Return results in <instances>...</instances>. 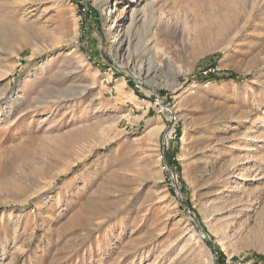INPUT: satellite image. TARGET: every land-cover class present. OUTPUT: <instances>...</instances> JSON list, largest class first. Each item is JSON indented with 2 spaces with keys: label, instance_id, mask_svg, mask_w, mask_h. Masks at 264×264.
Listing matches in <instances>:
<instances>
[{
  "label": "rangeland",
  "instance_id": "rangeland-1",
  "mask_svg": "<svg viewBox=\"0 0 264 264\" xmlns=\"http://www.w3.org/2000/svg\"><path fill=\"white\" fill-rule=\"evenodd\" d=\"M140 2L0 0V264H264V0Z\"/></svg>",
  "mask_w": 264,
  "mask_h": 264
},
{
  "label": "bare ground",
  "instance_id": "bare-ground-1",
  "mask_svg": "<svg viewBox=\"0 0 264 264\" xmlns=\"http://www.w3.org/2000/svg\"><path fill=\"white\" fill-rule=\"evenodd\" d=\"M104 1V3H111L112 1H114V0H103ZM138 1L139 0H137V4H136V6H138V5H140L141 4V2L140 3H138ZM102 3V2H101ZM135 5V4H134ZM133 5H131V7H132ZM137 12H140V13H142V18H144V19H147L148 17H149V13H148V11H147V9L146 8H137L136 9V11H134L132 14H131V16H130V19H129V23L127 24V26L125 27V29H124V37L125 38H130L129 36H130V34H131V31H132V28L134 27V25H135V18H136V13ZM128 13V12H127ZM138 14V13H137ZM112 29V27H110L108 30L110 31ZM115 31V30H114ZM113 31V32H114ZM115 35V34H114ZM117 38V37H116ZM113 43V42H112ZM128 46L126 47V50H128ZM111 52V51H110ZM157 65H160V64H157ZM136 77L137 78H139V79H141V80H143V81H146V77H144L143 75H142V73H141V71L139 72V73H137L136 74ZM155 128V127H154ZM211 264H213V259H212V261H211Z\"/></svg>",
  "mask_w": 264,
  "mask_h": 264
},
{
  "label": "built area",
  "instance_id": "built-area-1",
  "mask_svg": "<svg viewBox=\"0 0 264 264\" xmlns=\"http://www.w3.org/2000/svg\"><path fill=\"white\" fill-rule=\"evenodd\" d=\"M141 83L137 82V87H140ZM153 109L158 114H163L166 110L165 104L160 96H156L152 102ZM218 264V263H215Z\"/></svg>",
  "mask_w": 264,
  "mask_h": 264
},
{
  "label": "crops",
  "instance_id": "crops-1",
  "mask_svg": "<svg viewBox=\"0 0 264 264\" xmlns=\"http://www.w3.org/2000/svg\"><path fill=\"white\" fill-rule=\"evenodd\" d=\"M145 102V103H144ZM144 102L143 103H141L140 104V106L142 107V108H144L145 106L147 107V108H149L150 107V105L149 104H147V101L146 100H144Z\"/></svg>",
  "mask_w": 264,
  "mask_h": 264
},
{
  "label": "water",
  "instance_id": "water-1",
  "mask_svg": "<svg viewBox=\"0 0 264 264\" xmlns=\"http://www.w3.org/2000/svg\"><path fill=\"white\" fill-rule=\"evenodd\" d=\"M136 80L143 81V80H141V79H139V78H136ZM165 107H166V105H165ZM166 108H167V107H166ZM164 145H165V148H166L167 143H164ZM214 264H215V263H214Z\"/></svg>",
  "mask_w": 264,
  "mask_h": 264
},
{
  "label": "trees",
  "instance_id": "trees-1",
  "mask_svg": "<svg viewBox=\"0 0 264 264\" xmlns=\"http://www.w3.org/2000/svg\"><path fill=\"white\" fill-rule=\"evenodd\" d=\"M230 77H231V78H236L237 76L234 75V74H232V75H230Z\"/></svg>",
  "mask_w": 264,
  "mask_h": 264
}]
</instances>
